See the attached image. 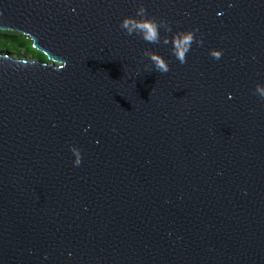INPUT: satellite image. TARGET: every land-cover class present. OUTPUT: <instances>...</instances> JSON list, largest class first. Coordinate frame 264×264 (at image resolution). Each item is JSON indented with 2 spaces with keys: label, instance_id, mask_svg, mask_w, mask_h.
Returning <instances> with one entry per match:
<instances>
[{
  "label": "water",
  "instance_id": "obj_1",
  "mask_svg": "<svg viewBox=\"0 0 264 264\" xmlns=\"http://www.w3.org/2000/svg\"><path fill=\"white\" fill-rule=\"evenodd\" d=\"M0 32L47 61L0 54V264H264V0H0Z\"/></svg>",
  "mask_w": 264,
  "mask_h": 264
},
{
  "label": "clouds",
  "instance_id": "obj_2",
  "mask_svg": "<svg viewBox=\"0 0 264 264\" xmlns=\"http://www.w3.org/2000/svg\"><path fill=\"white\" fill-rule=\"evenodd\" d=\"M164 21L158 22L156 19L147 18V9L141 4V6L136 10L135 16L125 17L120 27L125 30L128 35H139L141 38L151 44H158L160 42V32L159 28ZM167 31H171L168 27ZM193 33L191 31L187 33L179 32L171 39L169 37L164 38V43H172L173 45V55L180 61L181 64L186 63V53L193 41ZM144 55L149 56L153 62L155 69L160 73H167L170 71L169 64L160 55L151 52H145ZM212 56L219 59L221 53L213 50ZM257 91L260 93L261 97H264V88L257 86ZM79 163V160L77 161Z\"/></svg>",
  "mask_w": 264,
  "mask_h": 264
},
{
  "label": "trees",
  "instance_id": "obj_3",
  "mask_svg": "<svg viewBox=\"0 0 264 264\" xmlns=\"http://www.w3.org/2000/svg\"><path fill=\"white\" fill-rule=\"evenodd\" d=\"M0 54H7L16 60L47 63L44 56L31 49L29 40L15 33L0 32Z\"/></svg>",
  "mask_w": 264,
  "mask_h": 264
},
{
  "label": "rangeland",
  "instance_id": "obj_4",
  "mask_svg": "<svg viewBox=\"0 0 264 264\" xmlns=\"http://www.w3.org/2000/svg\"><path fill=\"white\" fill-rule=\"evenodd\" d=\"M5 55H7V54H5ZM29 58V57H28Z\"/></svg>",
  "mask_w": 264,
  "mask_h": 264
}]
</instances>
